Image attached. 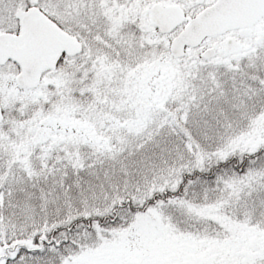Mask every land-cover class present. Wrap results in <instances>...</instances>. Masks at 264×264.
I'll use <instances>...</instances> for the list:
<instances>
[{"label": "snow or ice", "instance_id": "obj_1", "mask_svg": "<svg viewBox=\"0 0 264 264\" xmlns=\"http://www.w3.org/2000/svg\"><path fill=\"white\" fill-rule=\"evenodd\" d=\"M0 264H264V0H0Z\"/></svg>", "mask_w": 264, "mask_h": 264}]
</instances>
